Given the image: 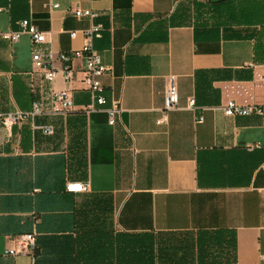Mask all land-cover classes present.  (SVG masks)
Here are the masks:
<instances>
[{"label": "crops", "instance_id": "crops-1", "mask_svg": "<svg viewBox=\"0 0 264 264\" xmlns=\"http://www.w3.org/2000/svg\"><path fill=\"white\" fill-rule=\"evenodd\" d=\"M0 7V31L27 19L56 70L57 53L86 42L89 20L71 10L91 9L103 27L91 43L106 68L102 94L119 109L111 125L101 109L82 111L83 58L70 57V83L59 73L49 82L26 34L0 37V113L41 109L0 121V264H264V128L257 115L221 110L228 99L264 104V0ZM168 76L177 102L163 111ZM65 87L72 107L50 113V90ZM74 181L85 190L67 192ZM24 233L32 250L4 255Z\"/></svg>", "mask_w": 264, "mask_h": 264}, {"label": "built area", "instance_id": "built-area-1", "mask_svg": "<svg viewBox=\"0 0 264 264\" xmlns=\"http://www.w3.org/2000/svg\"><path fill=\"white\" fill-rule=\"evenodd\" d=\"M43 5L49 9H56L61 0H41ZM94 1V0H90ZM1 10V7H0ZM71 13L76 18L85 17L89 20V25L82 31V35L86 42L79 48L72 50L69 54L57 53V59L61 63V68L56 70L51 66L52 53L49 50H44L38 46L44 42V35L41 31L28 22L27 19L18 21L17 30L0 31V37L9 42H17L22 34L28 36L29 43L32 46L31 60L39 68L43 69V78L51 82L57 73L60 74L64 83H70L72 80V71L69 68L70 57H81L84 59L82 83L89 93V102L82 107L84 113H89L96 110H103L107 115V124L111 125L114 122V116L119 111L116 102L111 101L106 105V99L102 94V85L99 77L105 72L106 68L100 63L99 56L92 47L94 38L100 37V32L103 27L100 23H94L93 18L95 13L91 9L75 8ZM75 35V31H70L69 36ZM177 102L176 89L172 76L166 78V84L163 93V111H168L175 108ZM49 112L53 114H63L72 107V99L69 88H61L59 90H50L48 97ZM194 99L189 97L187 99L186 107L193 109ZM222 112L227 116L232 115H248L254 114L260 117L262 127L264 128V104H246L241 105L235 101L228 99L221 105ZM41 109L37 103L31 104L29 111H14L11 113H0L1 123L9 127L12 124L18 123L27 117H33L35 114L40 113ZM197 122L201 121V117H197ZM43 132L50 133L49 127H43ZM257 144H252L249 147H256ZM264 168V162L261 164ZM86 185L82 182L74 181L66 184L65 190L67 192H81L84 191ZM264 193V191H263ZM34 246L33 233H24L17 239V248L4 250V255H13L21 250H32ZM261 258H264L262 256Z\"/></svg>", "mask_w": 264, "mask_h": 264}, {"label": "trees", "instance_id": "trees-1", "mask_svg": "<svg viewBox=\"0 0 264 264\" xmlns=\"http://www.w3.org/2000/svg\"><path fill=\"white\" fill-rule=\"evenodd\" d=\"M82 113V112H81ZM83 122L80 121V124L82 125Z\"/></svg>", "mask_w": 264, "mask_h": 264}]
</instances>
